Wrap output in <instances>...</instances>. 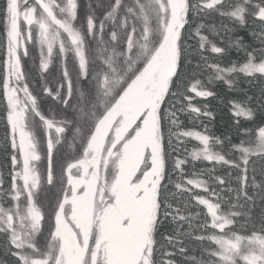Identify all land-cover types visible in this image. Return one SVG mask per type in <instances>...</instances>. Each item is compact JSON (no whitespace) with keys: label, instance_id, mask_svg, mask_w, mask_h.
<instances>
[{"label":"snow or ice","instance_id":"obj_1","mask_svg":"<svg viewBox=\"0 0 264 264\" xmlns=\"http://www.w3.org/2000/svg\"><path fill=\"white\" fill-rule=\"evenodd\" d=\"M0 123V264H264V0H0Z\"/></svg>","mask_w":264,"mask_h":264},{"label":"trees","instance_id":"obj_2","mask_svg":"<svg viewBox=\"0 0 264 264\" xmlns=\"http://www.w3.org/2000/svg\"><path fill=\"white\" fill-rule=\"evenodd\" d=\"M217 21H219V18H217ZM238 34L245 36V41L247 43H250V44L252 43V38L247 36L246 31L241 30V31H239ZM225 42H227V37L225 39ZM29 49H30V52H31V56L29 58H24L23 62L25 64L26 69L29 72V83L32 84L33 80L35 81L36 88L33 89L35 91L39 87L40 80L38 78L36 68L31 67V65L33 64L32 57H36V52H35L34 49H32L31 45H29ZM231 58L232 59H236L237 58L235 50L232 51ZM35 63L38 66V57L36 58ZM49 71H50V73L52 75H55L56 71H57L56 65L53 64ZM52 75L48 76V79L50 81L52 79ZM241 86H244V85L242 84ZM215 87L218 88V89H221L225 93H227V89L224 88V86L222 84H218ZM258 87H259V84H254L253 87H252V91H256L258 89ZM196 102L199 104V103H203L204 101H200L199 99H197ZM207 103H210L213 106V108L217 109L216 118L209 125L212 128L213 134L216 135V136H226V135H228L229 134L230 117L227 115V110L219 108V106L217 105V102L215 100H209V101H207ZM41 105H42V108L46 112H47V109H48L49 106H53L54 107L53 102L50 99L42 100L41 101ZM181 119L184 122V125L186 127H193V125L189 124L187 116H182ZM3 135H4V126H3L2 123H0V139L3 138ZM196 143L197 142H195L194 140H189L188 141L189 150ZM224 147H225V149L227 148V142H225ZM57 149L58 150L54 153L53 160H54L55 170L58 173L59 170H60V162L62 161V159H64L66 154H69L72 150H70L68 148V145H67L66 142L61 143L60 145H58ZM41 153H42L44 159H42L40 162H38V168L41 170L42 173L46 174V167H47L46 147L43 144L41 145ZM184 155H186V154H182V158H184ZM4 162L5 161H4L3 153L0 152V164H2ZM211 167H212V165L210 163H208V162H205V161L193 162L191 160V157L188 156L187 157V163L184 165V172L187 173V176H185V180L187 178L191 177L194 171H199L201 169H207V168H211ZM216 167H217V173L216 174H219L220 172H223V171L226 170V169H221L219 166H216ZM5 174H6V170H5ZM198 178H200V177H198ZM202 178L207 179V176L202 177ZM216 187H217V191H219L220 190L219 187L218 186H216ZM42 189L43 190L40 193V199L42 201H44V200L54 201L55 200L56 187L47 185L46 180H45V183L43 184ZM193 192L197 193V194H201V195H206V193H204L203 189H193ZM182 199L189 201V205H190L189 212H191V214H192V221L191 222H192L194 228L198 227L204 220L203 213L206 210L203 208V206H198L197 203L194 200H190L189 195L187 193H185V195L183 196ZM198 213H199V215H197ZM184 214L188 215V212H185ZM187 226H188V222L186 221L184 227L187 228ZM169 228H170V225L166 224L164 226V228L161 229V231H166ZM202 234H204V233L199 232V231L194 233V235H202ZM0 239H2V236H0Z\"/></svg>","mask_w":264,"mask_h":264}]
</instances>
